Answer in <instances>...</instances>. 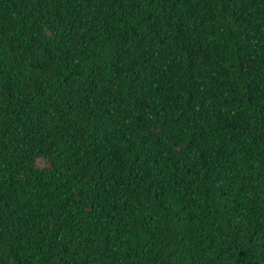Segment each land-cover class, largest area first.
Segmentation results:
<instances>
[{"label":"trees","instance_id":"obj_1","mask_svg":"<svg viewBox=\"0 0 264 264\" xmlns=\"http://www.w3.org/2000/svg\"><path fill=\"white\" fill-rule=\"evenodd\" d=\"M0 264H264V0H0Z\"/></svg>","mask_w":264,"mask_h":264}]
</instances>
